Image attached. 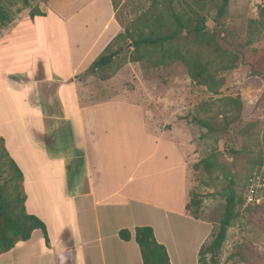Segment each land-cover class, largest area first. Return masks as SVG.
I'll use <instances>...</instances> for the list:
<instances>
[{"label": "crops", "instance_id": "1", "mask_svg": "<svg viewBox=\"0 0 264 264\" xmlns=\"http://www.w3.org/2000/svg\"><path fill=\"white\" fill-rule=\"evenodd\" d=\"M47 11L40 21L0 30V41L11 42L0 54V140L24 190L44 158L52 174L64 170L55 186L62 191L51 214L50 204L24 198L26 213L46 232L33 231L0 254V264H143L134 230L144 226L171 264H184L189 248L198 264L212 228L186 210L188 167L172 133L149 109L111 90L104 100L84 101L92 81L86 70L122 31L111 0H49ZM58 142L64 155L51 154ZM173 219L191 223L192 243ZM121 230L130 232L129 241L120 239Z\"/></svg>", "mask_w": 264, "mask_h": 264}, {"label": "rangeland", "instance_id": "2", "mask_svg": "<svg viewBox=\"0 0 264 264\" xmlns=\"http://www.w3.org/2000/svg\"><path fill=\"white\" fill-rule=\"evenodd\" d=\"M48 1L0 0V5L11 19L5 27L17 20L40 21L48 14ZM178 1L182 0L176 1L177 9L179 5L186 7ZM150 2L114 0L115 16L122 31L119 34L121 37L113 40L108 52L119 48L123 52L108 67L90 75L92 81L87 85L91 94L84 101L104 100L109 97L106 90H111L118 97L149 109L157 126L172 133L181 150L188 167L189 194L201 202L199 208L192 207L191 211L199 220L211 226V233L217 230L223 211L224 193L228 185L226 175L233 174L237 194L243 202L237 207V217L226 233L215 262L208 255L206 263L202 264H264V207L253 209L255 206H264V27L259 23V11L264 8V0H230L224 17L215 22L212 21L213 9L220 0H203V11L199 14L207 18L209 32L214 35L221 50L236 57L234 69L218 70L216 73L226 83L227 91L222 95H214L205 86L192 81L187 67L181 61L161 60L158 48H143L138 53H134L132 47L128 48L131 42L125 35V29L132 30L135 27L134 23L148 9ZM189 3L197 9L192 2ZM30 11L34 12L33 17ZM3 28L0 25V30ZM175 45L183 53L188 50L191 56L214 59L207 52L208 49L199 46L189 35L183 34ZM6 46L11 47V42L1 39L0 54ZM86 78L82 76L80 80ZM108 81L112 82L108 87L100 83L107 84ZM97 92L100 96L96 95ZM227 98H238L243 106L240 121L231 130L208 133L194 122L195 119L211 117L219 123L221 117L218 115L225 110ZM231 149L236 151L235 155ZM51 154L64 155L62 143L58 142ZM0 159V185L4 186L7 195L26 197L28 203L39 198L44 204H50L46 211L51 214L62 191L55 189L56 183L61 184L64 178L62 167L58 166L61 170L52 174L51 165L42 158L35 173L27 176L24 190L23 179L2 143ZM202 160L213 163L214 168L209 172L204 171L198 165ZM67 169L68 165L65 167L66 173ZM77 176L83 174L80 172ZM33 179L38 180V185L31 183ZM251 190L259 203L247 205L244 200ZM171 221L173 225L181 226L185 241L192 243L196 233L191 223ZM173 234L178 240L179 233L175 227ZM211 235L206 244L211 242ZM185 254L184 264H196L190 248Z\"/></svg>", "mask_w": 264, "mask_h": 264}, {"label": "trees", "instance_id": "3", "mask_svg": "<svg viewBox=\"0 0 264 264\" xmlns=\"http://www.w3.org/2000/svg\"><path fill=\"white\" fill-rule=\"evenodd\" d=\"M150 1L148 9L134 23L135 27L132 30L125 29V35L130 39L133 52L138 53L143 48H158L161 60L181 61L187 67L192 81L205 86L214 95L225 93L227 91L226 83L222 78H218L216 73L218 70L231 71L234 69L236 57L221 50L214 35L209 32L206 26L207 18L199 14L203 11V0L178 1L186 6L179 5L178 9L176 7L177 0ZM229 1L220 0V3L214 7L212 21L215 22L224 17ZM111 2L115 12L114 0H111ZM189 2H192L197 9L190 6ZM25 5L29 6L26 2ZM30 16H34L33 11H30ZM259 18L260 25L264 27V8H260ZM10 21L8 12L0 5V25L5 27ZM183 34L191 36L199 46L208 49L207 52L214 56V59L191 56L188 50L183 53L175 45L176 41L183 37ZM118 37H121V35H118ZM109 49L110 46L90 65L84 74L85 76L93 75L97 71L105 69L116 56L123 52L122 48L108 52ZM106 79L108 78H104V80ZM242 109V102L238 98H227L225 110L218 115V117H221L219 123L213 121L211 117L195 119L194 122L208 133H225L240 121ZM231 151L235 155L236 151L232 149ZM236 155H238V152ZM198 165L206 172L214 168L213 163L208 160H202ZM17 172L22 177L18 170ZM226 180L228 185L224 193L223 211L219 219V226L216 231L211 233V242L209 244L205 242L200 247L198 264L206 263V256L208 255H210V260L215 262L225 242L226 233L237 217V207L243 202L241 196L237 194L233 174L228 173ZM189 197L186 210L190 216L199 220L194 211H191V208H199L201 202L196 196L189 194ZM262 207L264 206H255L253 209L258 210ZM35 230H40L45 234L44 223L36 216L26 213L23 197L18 194L10 197L5 192L4 186L0 185V254L9 251L18 242L28 241ZM118 235L123 241L131 239L128 230H121ZM134 240L139 247L143 264H171L166 248L156 241L151 227L135 228Z\"/></svg>", "mask_w": 264, "mask_h": 264}, {"label": "built area", "instance_id": "4", "mask_svg": "<svg viewBox=\"0 0 264 264\" xmlns=\"http://www.w3.org/2000/svg\"><path fill=\"white\" fill-rule=\"evenodd\" d=\"M245 203L247 204V205H254L255 203H259L258 201V199L255 197V195H254V193H253V191L251 190L250 192H249V194L246 196V198H245Z\"/></svg>", "mask_w": 264, "mask_h": 264}, {"label": "water", "instance_id": "5", "mask_svg": "<svg viewBox=\"0 0 264 264\" xmlns=\"http://www.w3.org/2000/svg\"><path fill=\"white\" fill-rule=\"evenodd\" d=\"M128 48H131V44L128 45Z\"/></svg>", "mask_w": 264, "mask_h": 264}]
</instances>
